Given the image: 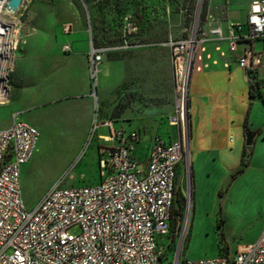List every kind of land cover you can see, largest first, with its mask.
Here are the masks:
<instances>
[{
    "label": "rangeland",
    "instance_id": "rangeland-1",
    "mask_svg": "<svg viewBox=\"0 0 264 264\" xmlns=\"http://www.w3.org/2000/svg\"><path fill=\"white\" fill-rule=\"evenodd\" d=\"M214 1L26 0L18 12L1 14L0 18L15 28L19 45L5 71L8 95L0 101V129L18 118L40 132L35 154L22 171L24 200L29 209L54 184L78 187L101 182L99 148L103 141L99 135L109 134L101 121L119 118L127 109L144 119L149 107L162 104L141 94H128L127 87L113 93L109 88L100 96L99 76H110L111 61L118 59V69L123 72L128 60L139 65L145 61L148 67L147 51L165 47L170 38L200 40L204 7L214 12ZM83 40L87 50L75 49L73 43L81 44ZM197 44L191 54L192 64ZM93 49L101 57L94 65ZM84 72L88 75L87 87L82 83ZM173 74L175 111L167 121L164 119L161 132L169 128L179 100L186 99L187 111V92L176 83L174 66ZM258 94L259 90L250 120L251 128L259 130L252 146L246 147L244 173L232 180L241 168L243 152L224 158H202L199 170L205 182L200 189L194 184L188 150V162L181 167L178 180L182 215L175 222L173 246L166 250L162 247L164 264L215 258L221 248L235 256L262 234L264 88L261 98ZM133 100L138 102L134 108ZM176 127L184 129L189 140L187 112L184 123ZM148 138L143 137L134 155L141 164L147 160ZM71 233L78 234L79 229L73 228ZM168 243L169 239L162 240V244Z\"/></svg>",
    "mask_w": 264,
    "mask_h": 264
},
{
    "label": "built area",
    "instance_id": "built-area-1",
    "mask_svg": "<svg viewBox=\"0 0 264 264\" xmlns=\"http://www.w3.org/2000/svg\"><path fill=\"white\" fill-rule=\"evenodd\" d=\"M224 21L208 12L205 39L227 43L232 53L241 44L264 40V0L252 1L245 24H229L225 29ZM5 23L0 18V70L7 82L6 67L19 41L15 28L11 31ZM199 42L196 38H170L164 44L172 54L176 83L185 94L191 54ZM92 57L93 65L101 61L94 49ZM263 59L262 53L245 47L238 64L251 79ZM7 95L8 90L2 93V100ZM186 112L184 98L170 117V125L183 124ZM104 126L109 134L99 136L103 141L99 148L101 182L78 187L54 184L31 209L24 200L22 171L35 154L40 132L18 118L0 129V264L160 263V241L171 233L180 168L188 162L187 133L179 130L173 142L156 137L141 164L134 157L139 131L117 129L113 121ZM73 228L79 233H71ZM185 264H264V230L255 243L241 248L235 256L185 260Z\"/></svg>",
    "mask_w": 264,
    "mask_h": 264
},
{
    "label": "crops",
    "instance_id": "crops-1",
    "mask_svg": "<svg viewBox=\"0 0 264 264\" xmlns=\"http://www.w3.org/2000/svg\"><path fill=\"white\" fill-rule=\"evenodd\" d=\"M252 1L220 0L218 3V0H215L216 4L213 5L215 13L210 12L225 20L222 25L226 29L229 24H245L247 22ZM218 8L220 9L218 10ZM202 29V33H204L206 31L205 24ZM73 46L79 51L87 50L85 40L81 44L73 43ZM245 47H251L255 53H262L264 56V40L241 44L237 52L232 53L227 43L207 40L202 34L195 49L187 88V113L191 132L188 150L191 154L194 184L200 189L205 182V178L199 170L202 158L230 157L237 151L243 152L244 148L248 147L245 143L246 133L254 134V140L257 137L256 132L259 129L251 128L250 119L254 106L253 101L256 98L250 96V83L252 80L259 82V89L263 90L264 59L256 74H253L255 78L248 79L246 72L238 64ZM147 52L150 54L148 67L145 61L139 65L134 60L132 62L128 60L125 63V72H123L122 69H118L120 68L118 59L111 61L110 76H99V84L102 82L99 93L102 96L103 91H107L109 88L113 93L121 87H127L128 94H141L148 99L162 101V104L156 103L149 107L144 112L145 114H142L144 119L139 113L127 109L119 118L101 121V127L104 129H107L104 126L105 122L113 121L117 129L139 131V143L144 136L148 135L147 150L149 151L156 137L167 142L177 140L179 129L168 124L169 128L161 132L160 127L162 122L175 111L171 51L167 47H157L149 49ZM84 73H82V83L87 87L88 75ZM253 91L256 94L258 88H254ZM137 103L133 100L132 107L134 108ZM246 120L248 130H245Z\"/></svg>",
    "mask_w": 264,
    "mask_h": 264
},
{
    "label": "trees",
    "instance_id": "trees-1",
    "mask_svg": "<svg viewBox=\"0 0 264 264\" xmlns=\"http://www.w3.org/2000/svg\"><path fill=\"white\" fill-rule=\"evenodd\" d=\"M207 14H208V6L206 5L204 7V11L202 13V22L203 23L205 22ZM252 77L255 78V75L254 76L252 75L251 78ZM253 81H255V80H252V82L250 83V96H251V98H255L256 94L254 93L253 90H254V88H258V90H259L258 96L261 98L262 97L261 90L259 89L260 88L259 87L260 83L256 82V81H255L256 82L255 83ZM254 83H255V86H254ZM245 130H248V128H247V120H246V124H245ZM246 149L247 148H244V151H243V159L241 161V168L235 174L232 175V180H235L238 175L244 173L245 168L247 167V163H245V156H246V151H247ZM101 179H102V177H101ZM178 199H179V191L177 192L176 200H175V204H174V208H173V218H172V221H171V227H172L171 228V233L167 237V239H169V243L167 245H164V244H162V241H160V246H162L165 250L166 249H170L173 246V240H174V237H175V235L177 233L175 231V222L182 215V205H178ZM219 255H229V253L227 251H225L223 248H221L220 252H219ZM163 258H164L163 255H161L159 264H164L163 263ZM182 264H185V261Z\"/></svg>",
    "mask_w": 264,
    "mask_h": 264
},
{
    "label": "bare ground",
    "instance_id": "bare-ground-1",
    "mask_svg": "<svg viewBox=\"0 0 264 264\" xmlns=\"http://www.w3.org/2000/svg\"><path fill=\"white\" fill-rule=\"evenodd\" d=\"M6 12V13H9V14H12L13 12L9 11L6 9V0H0V16L3 12ZM6 25H8L9 27H12L11 28V31L12 29H14V27L11 25V24H8V23H5ZM18 45H19V42L17 43V49H16V52L18 50ZM15 52V53H16ZM15 55V54H14ZM181 72H183L184 70V66H183V63L181 64V68H180ZM3 73V70L1 69L0 70V101L2 100V93H7V86H6V78L3 77L2 75Z\"/></svg>",
    "mask_w": 264,
    "mask_h": 264
},
{
    "label": "water",
    "instance_id": "water-1",
    "mask_svg": "<svg viewBox=\"0 0 264 264\" xmlns=\"http://www.w3.org/2000/svg\"><path fill=\"white\" fill-rule=\"evenodd\" d=\"M22 3H23V0H8L6 9L13 13H16L22 6ZM254 138H255L254 134L246 133V146L248 147L252 146ZM188 141H187V144H188Z\"/></svg>",
    "mask_w": 264,
    "mask_h": 264
}]
</instances>
